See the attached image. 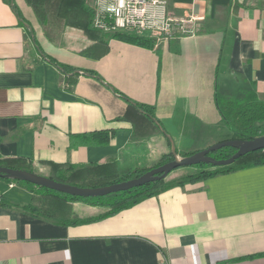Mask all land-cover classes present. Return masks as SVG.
Segmentation results:
<instances>
[{
  "label": "crops",
  "instance_id": "1",
  "mask_svg": "<svg viewBox=\"0 0 264 264\" xmlns=\"http://www.w3.org/2000/svg\"><path fill=\"white\" fill-rule=\"evenodd\" d=\"M164 1L170 15L203 20L193 37L156 43L141 34L153 42L146 48L94 30L82 11L52 42L26 0H0V157L30 161L41 176L42 162L114 161L130 173L172 148L178 157L208 148L203 136L220 123L215 92L236 100L252 92L264 102V0ZM93 3L85 0L92 11ZM100 40L102 56L79 54ZM139 104L154 109L158 134H148ZM105 130L114 135L104 146L69 145L72 136ZM0 196L32 198L1 180ZM72 207L76 220L103 211ZM0 264H264V165L175 187L85 224L0 205Z\"/></svg>",
  "mask_w": 264,
  "mask_h": 264
},
{
  "label": "trees",
  "instance_id": "2",
  "mask_svg": "<svg viewBox=\"0 0 264 264\" xmlns=\"http://www.w3.org/2000/svg\"><path fill=\"white\" fill-rule=\"evenodd\" d=\"M26 2L33 9L46 36L52 42L55 41L58 32L64 28L66 23L74 20L80 11L87 16L88 25L92 27L93 11L90 7L86 6L85 0H26ZM107 36L146 48H152L153 46L151 39L135 34L115 33ZM106 45L105 41L100 40L98 43L82 49L79 54L89 58H97L106 52ZM48 61L63 71H69L68 67L58 64L54 59L48 58ZM213 102L220 117L219 129L225 130L228 135L222 141H245L264 136V132L261 130V126L264 125V102L259 101L254 93L245 92L242 99L236 100L234 98L223 97L215 92ZM136 108L141 112L140 117L148 126V129H151L148 134H158L160 131L156 125L154 109L140 104L136 105ZM113 135L114 131L112 130L76 135L70 138L69 145L71 148L104 146L108 144ZM193 153L195 152L185 153L181 157H186ZM235 153L236 150L234 148L224 147L208 155L215 160H225ZM171 161H173V155L168 153L160 163L151 168L137 169L125 174H120L117 171L114 161L104 164L94 163L87 166H76L68 163L55 164L51 162H42L41 164L48 168V173L44 177L52 181L84 189H97L137 178L149 170ZM263 165L264 150H258L249 152L226 166L215 167L210 164H198L190 167H181L170 172L162 180L149 182L142 186L105 197L94 198L69 196L43 187H37L27 182L0 177L1 181L16 184L32 194L29 203H12L0 196V205L6 208L18 209L33 217L51 220L63 226L85 224L113 216L137 205L143 200L156 197L175 187H182L207 178ZM0 167L35 173L32 163L23 159L0 157ZM75 202L88 203L91 206L101 208L103 211L94 217L76 220L72 216V206Z\"/></svg>",
  "mask_w": 264,
  "mask_h": 264
},
{
  "label": "built area",
  "instance_id": "3",
  "mask_svg": "<svg viewBox=\"0 0 264 264\" xmlns=\"http://www.w3.org/2000/svg\"><path fill=\"white\" fill-rule=\"evenodd\" d=\"M202 20L170 15L164 0H94L91 26L105 35L148 34L157 43L195 36Z\"/></svg>",
  "mask_w": 264,
  "mask_h": 264
},
{
  "label": "water",
  "instance_id": "4",
  "mask_svg": "<svg viewBox=\"0 0 264 264\" xmlns=\"http://www.w3.org/2000/svg\"><path fill=\"white\" fill-rule=\"evenodd\" d=\"M224 147H231L236 150V153L229 159L215 160L208 154ZM258 150H264V136L257 137L251 140H224L218 142L204 150L197 151L186 157H178L172 148L171 154L173 161L165 163L157 168H153L145 174L131 179L129 181L110 185L97 189H84L73 187L52 181L44 176L30 173L22 170H14L5 167H0V177L11 180L30 183L37 187H43L58 193L80 198L105 197L111 194H116L122 191H127L132 188L142 186L146 183L164 179L170 172L181 167H190L198 164H210L215 167L226 166L232 164L239 157Z\"/></svg>",
  "mask_w": 264,
  "mask_h": 264
},
{
  "label": "rangeland",
  "instance_id": "5",
  "mask_svg": "<svg viewBox=\"0 0 264 264\" xmlns=\"http://www.w3.org/2000/svg\"><path fill=\"white\" fill-rule=\"evenodd\" d=\"M261 130L264 132V125L261 126ZM212 135V136H210ZM227 132L225 130H214L212 134H207L206 136H203L204 140L206 141V144L208 147L216 144L217 142L214 141V137L221 138L222 140L227 137ZM221 142V141H220Z\"/></svg>",
  "mask_w": 264,
  "mask_h": 264
}]
</instances>
